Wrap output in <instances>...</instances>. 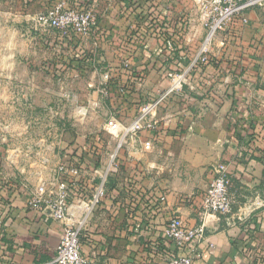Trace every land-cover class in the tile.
Masks as SVG:
<instances>
[{"label":"crops","instance_id":"1","mask_svg":"<svg viewBox=\"0 0 264 264\" xmlns=\"http://www.w3.org/2000/svg\"><path fill=\"white\" fill-rule=\"evenodd\" d=\"M48 1L18 0L20 9L7 14L27 22ZM68 4L93 10L97 28L87 39H65L50 32L52 44L61 39L77 58L75 47L80 48L90 58L89 64L94 58L103 60L107 70L115 67L122 73V81L143 76L144 90L137 87L141 81H132L130 96L105 99L119 123L118 131L153 98L147 95L157 94L169 68L183 70L182 64H187V80L194 87L185 95L192 100V110L185 108L176 118L160 112L153 115L157 129L129 137L117 152L119 175L107 178L105 196L81 232V250L88 264H166L168 252H176L163 238L171 217L186 227H205L194 264H264V3L246 12V24L237 18L226 31L217 32L214 50L208 54L211 60L191 67L206 34L192 0L155 2L154 9L171 25L186 20L180 47L168 56L161 54L158 39L148 31L143 39L135 37L143 23L136 25L132 9L125 10L121 0H68ZM185 140L192 144L189 152L213 154L230 164L234 203L229 222L201 211L208 183L186 194L182 183L164 172L166 158ZM145 141L151 143L149 149L144 148ZM76 143L88 147L85 141ZM104 147L95 168L89 157L81 168L80 178L92 191L101 181ZM29 199L13 179L0 183V264H42L54 256L61 225L49 211L32 208Z\"/></svg>","mask_w":264,"mask_h":264},{"label":"rangeland","instance_id":"2","mask_svg":"<svg viewBox=\"0 0 264 264\" xmlns=\"http://www.w3.org/2000/svg\"><path fill=\"white\" fill-rule=\"evenodd\" d=\"M155 2L148 3L155 7ZM192 2L197 6L196 0ZM19 9L18 0H0V183L13 179L25 191L40 186L53 190L60 177L58 167L69 162L64 147L76 145V141L88 143L95 136L105 145L101 179L105 173L106 181L112 174L118 176L112 155L136 135L123 137L122 132L117 135L108 127L109 119L116 118L111 113L113 109L105 104L102 76L107 68L103 60L94 58L84 64L61 39L53 44L49 41L51 37L47 35L51 32L53 36L57 31H43L35 28L31 20L25 22L7 14ZM213 43L209 53L214 50ZM181 67L188 69L187 64ZM175 73L174 68L168 69V79L160 84L157 94L147 95L153 97L150 101L168 92ZM139 76L141 82L136 84L142 91L145 83ZM193 89L186 79L182 87L167 93L154 115L160 112L176 118L185 108L192 110V100L185 95ZM191 147L190 141H179L173 148L175 154L164 162V172L182 183L186 194L207 185L212 166L223 161L213 158V154H193L188 151Z\"/></svg>","mask_w":264,"mask_h":264},{"label":"built area","instance_id":"3","mask_svg":"<svg viewBox=\"0 0 264 264\" xmlns=\"http://www.w3.org/2000/svg\"><path fill=\"white\" fill-rule=\"evenodd\" d=\"M264 0H196L200 21L206 29L204 40L200 44L196 58L191 66L200 61L205 63L210 52V45L214 36L219 31H224L237 18L243 24L248 22L246 12L256 5H262ZM35 28L43 31H57L62 38L78 36L87 39L95 31L98 25V17L90 8L71 6L68 0H51L50 5L44 11L36 14L31 19ZM168 49L173 50L174 45L168 42ZM189 67V68H190ZM189 69L176 72L172 76V83L168 92L182 87L187 79ZM110 73L105 71L102 76L104 94L108 95L106 84ZM161 94L158 99L149 101L140 106L133 120L123 128V137L134 136L143 130L154 131L157 129V121L153 118L154 109L166 98L167 93ZM154 112V113H153ZM119 123L111 118L108 127L111 132L118 135ZM121 139V138H120ZM119 147L122 140H119ZM151 143L144 142V148L149 149ZM114 157V166L118 167ZM211 176L203 193L201 211L204 214H216L223 216L229 222V216L233 210V196L229 191L230 164L219 162L212 166ZM60 177L55 189L47 190L40 186L35 190L26 191L30 196L29 205L38 209L41 213L49 211L51 219L61 225V237L55 247V253L51 260L42 264H88L89 260L81 250V232L83 231L89 215L99 206L106 193V177L94 187L92 195L88 198L76 196L71 193V187H76L80 179L81 168L71 163H62L58 167ZM161 201L164 197H160ZM205 227L200 224L195 227H186L176 217L168 220L164 229L166 240L174 245L176 252L166 256V264H194L199 257L198 242L204 237Z\"/></svg>","mask_w":264,"mask_h":264},{"label":"trees","instance_id":"4","mask_svg":"<svg viewBox=\"0 0 264 264\" xmlns=\"http://www.w3.org/2000/svg\"><path fill=\"white\" fill-rule=\"evenodd\" d=\"M121 2H123L125 10L128 7L132 9L131 14L134 17L136 25L138 26L140 23H143V25L146 27L145 31L138 27L141 33L135 34V37H140V39H143L146 35V32L148 31L158 39L162 55L164 54L168 56L170 53H172V51L168 49V42L173 43L175 49H179L180 37L186 30V20H180L178 24L171 25L170 20H168L166 17H163L159 12H157L154 9V6L151 7V5H149V0H121ZM75 52L79 56V60H82L86 63L90 60V58L86 57L84 51H82L80 48L76 49L75 47ZM210 60L211 59L208 57L206 62ZM196 64L197 62L195 63V65ZM51 69H53V67ZM124 70L127 71V69ZM107 71L110 73V78L106 84V89L108 92L106 99L109 100L116 98L117 96H130L133 91L131 82L141 80V76H138L133 78H125V80L122 81V73L115 69V67H109ZM177 71H181V69H174V72ZM102 146L103 141L95 136L91 137V141L88 142V147L86 148H82L77 144H68L64 147L63 150L64 154H68V156H70L69 163H71L72 165L78 168H82L86 163V157H89L90 161H93L91 167L95 168L98 162L99 151L101 150ZM70 190L73 195L81 196L83 198L90 197L93 192L91 189L87 188L85 181L81 178L79 179L77 186L71 187ZM158 202L162 203L163 201L158 199ZM164 229L163 238L166 239L164 236ZM168 254L170 255L174 253L168 252Z\"/></svg>","mask_w":264,"mask_h":264}]
</instances>
